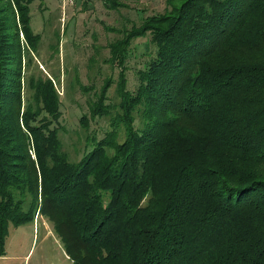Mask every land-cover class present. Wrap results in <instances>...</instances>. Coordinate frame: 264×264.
I'll return each instance as SVG.
<instances>
[{"label": "trees", "instance_id": "1", "mask_svg": "<svg viewBox=\"0 0 264 264\" xmlns=\"http://www.w3.org/2000/svg\"><path fill=\"white\" fill-rule=\"evenodd\" d=\"M33 1L0 0V256L10 226L41 214L72 264H264V0H166L124 27L107 43L118 102L106 77L77 160L62 94L31 68ZM106 115L97 139L90 120Z\"/></svg>", "mask_w": 264, "mask_h": 264}, {"label": "rangeland", "instance_id": "2", "mask_svg": "<svg viewBox=\"0 0 264 264\" xmlns=\"http://www.w3.org/2000/svg\"><path fill=\"white\" fill-rule=\"evenodd\" d=\"M86 6L74 5L62 9L60 0H35L30 4V24L35 33L40 34V42L32 49L31 68L34 75L53 79L55 87L62 94V116L64 130L61 138L68 157L77 160L81 153H76L78 146L79 118L88 112L87 99H94L93 92H99L104 79L112 77L107 103L118 102L116 82L120 68L112 65L107 43L122 36L124 27L139 24L148 15L159 13L168 7L166 0H119L124 5L112 7L106 0H89ZM145 38L132 41L137 47L130 53V66H141L145 59ZM138 55L136 58L134 56ZM94 58L90 70L89 58ZM140 63V65H139ZM128 88L136 86L135 76L127 70ZM56 76V77H55ZM93 89L85 93L83 86ZM88 95V96H87ZM114 109L111 110V114ZM114 114V113H113ZM109 116L90 120L89 131L95 130L96 138H101L112 128ZM83 139L82 135L80 136ZM118 139L121 140L119 133ZM4 253L0 264H72L64 251L63 245L54 232L52 223L43 215L18 226H10L6 237Z\"/></svg>", "mask_w": 264, "mask_h": 264}, {"label": "built area", "instance_id": "3", "mask_svg": "<svg viewBox=\"0 0 264 264\" xmlns=\"http://www.w3.org/2000/svg\"><path fill=\"white\" fill-rule=\"evenodd\" d=\"M61 1V7L62 9H66V6L68 5H74L76 0H60Z\"/></svg>", "mask_w": 264, "mask_h": 264}]
</instances>
